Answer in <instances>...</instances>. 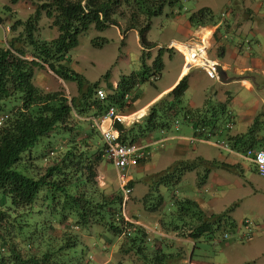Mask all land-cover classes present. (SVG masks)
I'll list each match as a JSON object with an SVG mask.
<instances>
[{"label":"trees","instance_id":"obj_1","mask_svg":"<svg viewBox=\"0 0 264 264\" xmlns=\"http://www.w3.org/2000/svg\"><path fill=\"white\" fill-rule=\"evenodd\" d=\"M178 1L39 0L34 13L27 18L15 15L7 5L0 8L3 14L13 18L8 30L10 38L0 43V118H3L0 197L10 201L8 207L0 204V264H60L84 248L74 229L118 239V251L123 252L121 264H183L185 255L178 248L185 242L189 247L186 264H191L200 240L224 241V234L236 229L229 216L231 209L208 213L194 200L176 196L175 191L186 173L196 172L197 185L202 186L212 170L233 168L225 163L196 157L176 161L164 171L144 177L147 191L142 198V210L166 217L156 225L166 237L152 234V240L150 232L135 223L137 217L125 220L120 189L115 188L107 195L95 182L97 164L107 160L92 119L104 115L110 107L122 115L130 114L125 97L134 86L160 75L164 51L158 50L151 67L145 64L148 54L143 53L141 70L122 77L116 87L107 73L102 80L108 93L99 82L91 83L69 67V52L77 46L79 34L91 26L103 31L118 27V20L125 21L122 34L135 30L140 46L151 49L154 45L147 41L151 19L159 16L166 5L173 6ZM43 15L51 21L56 38L47 40L39 34L37 25ZM189 23L192 28L213 26L217 18L210 9L200 8L190 14ZM42 69L64 82L75 83L76 94L67 97L37 87L35 72ZM187 89L185 77L165 97L150 105L140 122L129 126L115 123L119 141L135 144L181 122L191 125L194 132L204 129L205 138L218 136L217 140H225L235 152L264 150V140L257 141L253 128L245 134H228L230 117L225 104L208 100L200 108L186 107L183 97ZM97 90L104 91L103 99L98 98ZM134 99L135 95L131 100ZM39 142L40 149L33 150ZM145 160L142 158L137 165ZM133 185L131 181L128 183L131 189ZM163 190L169 192L166 208ZM36 215L47 221L34 229L30 223ZM65 223L73 231L60 229L57 235L48 233V229ZM6 226L14 229L24 242L17 245L15 235ZM80 264H94V261Z\"/></svg>","mask_w":264,"mask_h":264},{"label":"rangeland","instance_id":"obj_2","mask_svg":"<svg viewBox=\"0 0 264 264\" xmlns=\"http://www.w3.org/2000/svg\"><path fill=\"white\" fill-rule=\"evenodd\" d=\"M223 0H179L173 6L166 5L163 8L162 13L151 19L150 30L147 33V40L152 44H157L163 48L166 46L170 38L179 39V35L176 32L175 24L173 19L175 17L183 18L185 15H190V10L200 6L201 4H210L212 6H219ZM237 3L241 4V0H235ZM39 3V0H16L15 3L11 0H0V8L3 5H7L11 12L15 15H18L22 18H27L31 16L35 9L36 5ZM221 9L218 7L217 10ZM175 10L178 13H175ZM229 10H231L229 8ZM0 16L2 18V25L0 27V43L7 41L9 37V26L13 23V18L9 15L3 14L0 10ZM179 14V15H178ZM174 16V18H173ZM119 26H111L106 28L103 31H97L93 26H91L87 31L79 34L77 46L70 50L69 52V67L79 75H82L84 79L93 83L99 82L102 89L108 93L104 85V76L109 73L110 83L116 85L119 83L122 77L129 76L134 72H139L142 68V55L137 32L135 30H130L126 34H122L121 29L125 27L124 20H118ZM39 34L51 40L56 38L57 32L54 28L51 27V21L45 18L43 15L38 23ZM180 43L179 41H177ZM213 51L208 52V56L213 58ZM157 50L155 49L151 52L150 58L146 59V65L151 66V62L156 57ZM169 54H164L162 57L163 69L160 76L156 81H145L139 83L138 85L132 88V95H135V99L125 100L126 103L129 102L128 106L130 107V112L133 111V108L142 106L147 100L156 94L158 89H162L167 86L175 76V62L174 60H169ZM208 81V82H207ZM35 85L42 88L46 92H61L67 97H72L76 94V84L75 83H66L61 81L56 75L48 71L47 69L38 70L35 72L34 78ZM203 84L213 83L215 81L206 79L202 81ZM208 87V84L206 85ZM191 89L186 92L184 95L185 100L188 98ZM183 97V101H184ZM132 101V102H130ZM186 103V101H185ZM179 127L184 128V124L179 122ZM172 128L167 131L166 136L175 135V125L171 126ZM187 126H185L186 128ZM175 128V129H174ZM158 136V132L153 133V135ZM161 136V135H159ZM163 138V137H162ZM213 138V137H212ZM212 143H215V139L211 140ZM177 141H165L160 146H153L147 149L146 153L148 157L146 158L147 162L140 163L135 168H129L127 173L132 178L130 180L133 182V188L130 196L127 198L124 205H122V215L127 220H134V217H137L138 222H142L144 228H146L150 234L149 238L152 240V234L159 237H166L156 225H159V220L166 219L161 213L149 214L142 210V198L147 191V187L143 183V179L146 176L154 175L162 171L149 169L152 168V165L157 166V168L162 169L161 166H166V163L169 165L172 161V154L170 152L174 143ZM42 146V143H38L33 150H38ZM193 147H197L196 152H200L199 148L203 149L205 154H209L211 157L208 161L215 160L219 155H222L226 159L228 164L236 165L234 172H225L228 184L221 186V190L218 196L222 202L229 200L232 203L234 200H237L235 203L230 204L229 209H231V218L236 223V229L227 234V240L225 241H215L211 239L200 240L197 243V248L195 249L193 261L201 264H263L264 258L246 261L249 258L250 248L247 244L254 236H260L264 232L254 225H263L264 224V195L262 193H253L251 191L249 181L264 183V180L259 178L254 172L253 168L249 162L246 160L237 158L235 156L229 155L226 151L219 149L217 146L212 148L209 145L194 143ZM218 148V149H217ZM203 152V151H202ZM52 157H55L52 156ZM241 167L242 170L239 169ZM165 168V167H164ZM96 178L95 182L99 189H102L105 194H111L115 188H118L115 171L113 166L107 161L99 162L96 166ZM142 169L145 171L142 173ZM20 171V169H18ZM196 172L186 173L182 181L176 187V196L186 197L189 199H199L203 197H208L207 193L198 194L197 189L202 186H198L196 179L193 178V175ZM144 174V175H143ZM259 179V180H258ZM260 181V182H258ZM227 186V187H226ZM162 195L164 197L166 208L168 205L169 192L163 190ZM223 196V198H222ZM0 204L4 203V206H9V199L1 196ZM238 202V203H237ZM206 208V207H204ZM228 209V210H229ZM234 212V215H232ZM49 214L48 216H51ZM163 216V217H162ZM144 218V220L142 219ZM33 222L30 225H33L34 229L40 228V224L47 221L44 217L32 216ZM244 219H248L252 225V238L250 240H239V236L243 233H246L241 222ZM34 223H37L36 225ZM7 230H10L15 235V241L18 244L24 242L22 237H20L14 229H11L9 226L4 227ZM71 230L70 225L65 223L59 227H54L48 229V233L52 235H57L59 230ZM76 235H78L79 241L84 248L78 249L76 253H72L68 259H65L60 264H76V263H85L90 260L94 261V264H121L123 258V252L118 251V239H107L106 235H96L94 232H80L78 229H74ZM98 231H100L98 229ZM178 243H181L179 239H175ZM236 240V241H235ZM235 241V242H234ZM228 243H232L229 245ZM188 243L185 242L184 245H180V252L184 253L185 260L183 264H186L187 252L189 247ZM229 246H223V245ZM191 264H194L191 262Z\"/></svg>","mask_w":264,"mask_h":264},{"label":"crops","instance_id":"obj_3","mask_svg":"<svg viewBox=\"0 0 264 264\" xmlns=\"http://www.w3.org/2000/svg\"><path fill=\"white\" fill-rule=\"evenodd\" d=\"M263 2L264 0H241V4H239L235 0H223L219 6L201 4L200 6H197L196 8L190 10L189 13H192L200 8H208L212 11L213 14H216L219 17V13H221L224 8L230 7L231 9L228 13H226L224 19H222L221 21L219 20V23L216 26H207L204 28H192L189 23V14L185 15L183 18H174L173 16V23L176 26L175 29L179 35L180 40L170 38L166 46H163V49H168V46L171 43H177V41L198 42L196 36L201 37L203 35V29L211 30L213 32V36L210 51H213V58L219 61V64L226 72L227 77L234 79L226 84L218 82H215V84L207 83V87V84L202 83V81L208 79L203 71L197 68H192L190 70H187L186 68L183 69V58L181 54L173 50L170 52L167 51L164 52V54H169V60H174L175 62L176 72L173 80L167 86L163 87L162 89H158L156 94L151 96L142 106L133 108L132 105L133 111L142 107L147 109L159 98L166 95V93L169 92L182 77L186 76V81L188 84V89L186 90V92L191 89L188 98H186L185 100L184 97V103L186 101V107L190 109L200 108L204 104V102L208 100H210V102L212 103L225 104L226 110L227 112H229V117H232V128L228 133L229 135L236 136L245 134L250 128H253V136L256 137L257 141L264 140ZM218 7H221V9L217 10ZM207 30H205L206 35L203 36L204 41H206L210 35V32ZM154 45L155 46L149 50L150 55L151 52H153L155 49L158 50L160 47L157 44ZM176 47L178 49L181 48L180 45H177ZM185 126L187 127L185 128ZM175 127V132H177V134L175 135L166 136L167 131L158 133V136H156L155 134L153 135L152 133L146 138H142L138 141L140 145L147 147L146 151L148 148L153 147V145L150 146L152 140L164 139V141L166 140L167 142L177 141L174 143L173 147L170 150L172 154V161L170 162V164L168 165L166 163V166H161L162 169L152 165V168L149 169L162 171L179 160H192L196 157H200L208 161V159L213 157L209 154H205L204 150L201 148H199L201 153L196 152L198 148L193 147V144L198 143L199 141L191 142L195 137L194 128L191 125L184 124V128H181V126ZM212 137L210 138V140H217L219 138L218 136H215L213 138ZM210 140H208L207 142L199 143L206 144L214 148L213 146L215 145L214 143H211ZM224 142L226 143L225 140ZM146 155L148 157V154ZM229 155L234 156L232 153H230ZM215 158V161L225 163L229 166H232L233 168H230L229 171L223 169L212 170L209 173L204 186L197 189L198 194L201 195L203 193H207V196L208 194L209 196L206 198H195L192 200H194L202 208V210L207 211L208 213L219 214L228 210L230 204L232 205V203H235L237 201L234 200L232 203H230L229 200H227L226 202H222L219 201L221 198L220 196H218L221 190V186L228 184L223 171L228 173L234 172L236 165L228 164L226 162L227 160L224 159L222 155H219L218 158ZM145 161L147 162V160ZM252 168L253 172L255 173L253 166ZM239 169L242 170L241 167H239ZM144 171L145 169H142V173ZM193 178L196 179L195 173L193 175ZM130 179L132 180L131 177ZM249 185L253 193H262L264 195V183H257L250 180ZM232 215H234V212ZM229 216L231 217V212L229 213ZM138 223L139 225H143L142 222ZM254 226L264 232V224ZM228 244L232 245V243ZM228 244H224L223 246H229ZM247 244L250 248V253L249 258H247L248 260L246 261H254L264 258L263 233L260 236H254L250 241L247 242ZM192 263L199 264L194 261H192Z\"/></svg>","mask_w":264,"mask_h":264},{"label":"built area","instance_id":"obj_4","mask_svg":"<svg viewBox=\"0 0 264 264\" xmlns=\"http://www.w3.org/2000/svg\"><path fill=\"white\" fill-rule=\"evenodd\" d=\"M188 67L197 66L202 68L206 75L214 79L216 78V62L210 60L205 55V52L200 49H190L187 56ZM99 99H103L105 94L102 90H97ZM144 116V112L137 111L129 116L120 115L115 108L110 107L102 116L92 119L94 127L100 133L101 140L104 145V155L106 160L113 166L117 180L119 182L120 190L124 199H127L131 193V189L127 187L128 177L127 170L131 167L137 166L138 162L144 158L143 147L137 144H123L119 141V132L114 129L115 123L129 125L137 122ZM3 118H0V121ZM196 136H204V129H195ZM197 138V139H196ZM194 137L192 141L207 142V138ZM157 144L160 141L156 142ZM220 149L232 153L236 157L250 162L255 169L257 175L264 179V150L248 149L244 153H234L229 151L222 141H217L215 144ZM243 227L246 233L241 235V239L248 240L252 237V225L248 220L243 221ZM227 234H224L223 239L226 241Z\"/></svg>","mask_w":264,"mask_h":264},{"label":"clouds","instance_id":"obj_5","mask_svg":"<svg viewBox=\"0 0 264 264\" xmlns=\"http://www.w3.org/2000/svg\"><path fill=\"white\" fill-rule=\"evenodd\" d=\"M263 4H264V2H263ZM177 5V4H176ZM229 8L230 7H226V8H224L223 9V11L221 12V13H219V17L216 15V14H214L215 16H216V18H217V23L215 24V25H213V26H216L218 23H219V20L221 21L222 19H224V16L226 15V13H228L229 12ZM195 12V11H194ZM175 13H178V11L177 10H175ZM190 16V15H189ZM204 27H207V26H204ZM204 27H197V28H204ZM205 30H207V29H203L202 30V32H203V35L201 36V37H197L196 36V39L198 40V42H193V41H189V42H180V43H171L169 46H168V49H163V48H159V49H163V51L164 52H167V51H176V52H178V53H180L181 54V56H182V58H183V69L184 68H186L187 70H190V69H192V68H197V69H200L201 71H203V73L206 75V73H205V71L202 69V68H200V67H197V66H192V67H188L189 65H188V62H187V56H188V51L190 50V49H200V50H203L204 52H205V55L207 56V58L208 59H210V60H212V61H214V62H216V64H217V66H216V78H214V79H211V78H209L207 75H206V77L208 78V79H210V80H212V81H215V82H218V83H221V82H219V79H218V72H217V68H218V66H220V64H219V61H217V59H215V58H210L209 56H208V52L210 51V49H211V41H212V36H213V32L211 31V30H207V31H209L210 32V35H209V37H208V39L206 40V41H204V39H203V36L204 35H206V31ZM138 36V35H137ZM138 41H139V38H138ZM148 41V40H147ZM149 42V41H148ZM151 43V42H150ZM152 44V43H151ZM175 44H179L181 47H182V49H178L177 47H175ZM154 45V44H153ZM155 46V45H154ZM141 47V46H140ZM152 49V48H151ZM158 49V50H159ZM141 50H142V52L146 55V54H148V55H146V57H145V64H146V59H149L150 58V53H149V50L150 49H143L142 47H141ZM158 50H157V52H158ZM184 51H186V53L184 52ZM163 55H164V53H163ZM163 57V56H162ZM155 58V57H154ZM153 61V60H152ZM151 64H152V62H151ZM163 66H164V64H163ZM151 67V66H150ZM221 67V66H220ZM222 68V67H221ZM223 70V69H222ZM224 71V70H223ZM160 74H161V72H160ZM160 76V75H159ZM159 76H153V77H151L150 78V81L151 82H153V81H156V79L159 77ZM186 76H184V77H182V78H185ZM181 78V79H182ZM228 78V77H227ZM180 79V80H181ZM234 79V78H233ZM61 80V79H60ZM179 80V81H180ZM62 81V80H61ZM64 82V81H63ZM66 83H72V82H66ZM112 85L114 84L113 82L111 83ZM178 84V83H177ZM176 84V85H177ZM222 84H224V83H222ZM117 85V84H116ZM116 85H113V87H116ZM175 85V86H176ZM174 86V87H175ZM173 87V88H174ZM172 88V89H173ZM171 89V90H172ZM170 90V91H171ZM169 91V92H170ZM169 92H167L166 93V95L169 93ZM166 95H164V96H162V97H165ZM185 95V94H184ZM133 97V95H132V91L128 94V96H126L125 97V99L126 100H129L130 98H132ZM160 99V98H159ZM131 102V101H130ZM128 104H129V102H128ZM117 111V110H116ZM137 111H142V112H144V116L142 117V119L146 116V114H147V111H148V108L146 109V108H144V107H142V108H139V109H136L135 111H132L130 114H127V115H123V116H129V115H131L132 113H135V112H137ZM229 112H227V116H229V114H228ZM120 114V113H119ZM120 115H122V114H120ZM95 118H97V117H95ZM142 119H140L139 121H137V122H133V123H131V124H134V123H138V122H140ZM231 120H232V117L230 118V120H229V122L227 123V127L229 128V129H231L232 128V123H231ZM131 124H129V125H131ZM124 125V124H123ZM129 125H125V126H129ZM176 126V125H175ZM98 130V129H97ZM195 133V132H194ZM100 134V133H99ZM101 137V136H100ZM195 137H198V138H200V137H203V138H205L204 136H201V135H197L196 136V133H195ZM197 139V138H196ZM208 140H210V138H207V141ZM157 141H160V143H156ZM164 139H162V140H160V139H157V140H152L151 141V143H150V146H154V145H158V146H160L161 144H163L164 142ZM217 141H220V140H216L215 141V143L217 142ZM101 142H102V140H101ZM191 142H194V141H191ZM210 142L212 143V141L210 140ZM222 142H224V141H222ZM214 143V144H215ZM225 143V142H224ZM102 144H103V142H102ZM135 144H137V145H139V146H141V147H143V149H144V159H146L147 158V153H146V148L147 147H145V146H142V145H140L139 143H135ZM225 145H226V143H225ZM104 146V145H103ZM226 147H227V149L229 150V151H232L231 149H229L228 148V146L226 145ZM220 149V148H219ZM223 150V149H222ZM225 151V150H224ZM227 152V151H226ZM232 152H234V153H238V152H235V151H232ZM228 154H230L229 152H227ZM240 154H242V153H240ZM235 156V155H234ZM236 157V156H235ZM238 158V157H237ZM248 162V161H247ZM250 163V162H249ZM251 164V163H250ZM252 165V164H251ZM138 166V165H137ZM136 167V166H135ZM135 167H131V168H135ZM254 167V166H253ZM114 169V168H113ZM255 170V169H254ZM115 171V170H114ZM256 173V172H255ZM257 174V173H256ZM115 175H116V172H115ZM127 177H128V182H127V187H128V183L130 182V176H129V174L127 173ZM263 179V178H262ZM116 180H117V176H116ZM117 184H118V189H120V186H119V182H118V180H117ZM129 188V187H128ZM131 189V188H130ZM121 191V190H120ZM131 192H132V189H131ZM122 193V192H121ZM131 194V193H130ZM130 194H129V196H130ZM123 195V194H122ZM128 196V197H129ZM127 197V198H128ZM126 200L127 199H124V197H123V205L125 204V202H126ZM125 220H127L126 218H125ZM244 220H248V219H244ZM243 220V221H244ZM243 221L241 222V224L243 225ZM249 221V220H248ZM250 222V221H249ZM136 223V222H135ZM137 224V223H136ZM226 234H228V233H226ZM252 238V237H251ZM250 238V239H251ZM250 239H248V240H250ZM239 240H241V241H243L244 239H241V235L239 236ZM247 240V241H248ZM236 241V240H235ZM234 241V242H235ZM245 241V240H244ZM186 263H187V260H186Z\"/></svg>","mask_w":264,"mask_h":264},{"label":"water","instance_id":"obj_6","mask_svg":"<svg viewBox=\"0 0 264 264\" xmlns=\"http://www.w3.org/2000/svg\"><path fill=\"white\" fill-rule=\"evenodd\" d=\"M217 72H218L219 82L226 84V83H229L233 80L232 78H227L226 72L223 71L220 66H218Z\"/></svg>","mask_w":264,"mask_h":264},{"label":"bare ground","instance_id":"obj_7","mask_svg":"<svg viewBox=\"0 0 264 264\" xmlns=\"http://www.w3.org/2000/svg\"><path fill=\"white\" fill-rule=\"evenodd\" d=\"M177 45H179V44H175V47H176ZM180 49H182V47H181ZM184 52L186 53V51H184ZM186 54H187V53H186Z\"/></svg>","mask_w":264,"mask_h":264}]
</instances>
